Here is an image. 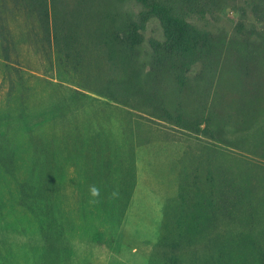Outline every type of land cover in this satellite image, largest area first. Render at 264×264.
Listing matches in <instances>:
<instances>
[{
    "label": "rangeland",
    "instance_id": "obj_1",
    "mask_svg": "<svg viewBox=\"0 0 264 264\" xmlns=\"http://www.w3.org/2000/svg\"><path fill=\"white\" fill-rule=\"evenodd\" d=\"M206 1L189 21L224 43L210 66L153 69V19L116 100L0 10V264H264V58L241 66L234 43L264 29V0ZM241 185L239 208L216 211Z\"/></svg>",
    "mask_w": 264,
    "mask_h": 264
},
{
    "label": "trees",
    "instance_id": "obj_2",
    "mask_svg": "<svg viewBox=\"0 0 264 264\" xmlns=\"http://www.w3.org/2000/svg\"><path fill=\"white\" fill-rule=\"evenodd\" d=\"M199 3L212 8L206 0H0V10L3 22L19 19L22 42L35 47L60 70L85 71L87 77L102 72L103 76L95 77L101 82L99 93L116 100L114 93L127 95L128 88L137 83L138 72L146 67L141 48L153 19L160 22L164 37L149 40L153 53L146 55L153 69L182 71V78L201 60L210 66L205 58L220 53L224 43L189 21ZM2 28L3 33L10 32L11 22ZM256 33L234 41L242 56L240 65L249 69L264 58V29ZM10 45L4 46L6 51ZM258 72V83H264V70ZM247 193L252 190L248 192L243 185L228 189L225 194L229 196L215 210L231 214L229 210L239 208Z\"/></svg>",
    "mask_w": 264,
    "mask_h": 264
},
{
    "label": "clouds",
    "instance_id": "obj_3",
    "mask_svg": "<svg viewBox=\"0 0 264 264\" xmlns=\"http://www.w3.org/2000/svg\"><path fill=\"white\" fill-rule=\"evenodd\" d=\"M90 194L93 196V197H98L99 196V189L95 186V185H92L90 186ZM113 196H116L117 193L116 192H113L112 193ZM92 203H95L96 201L93 200V201H90Z\"/></svg>",
    "mask_w": 264,
    "mask_h": 264
},
{
    "label": "crops",
    "instance_id": "obj_4",
    "mask_svg": "<svg viewBox=\"0 0 264 264\" xmlns=\"http://www.w3.org/2000/svg\"><path fill=\"white\" fill-rule=\"evenodd\" d=\"M144 163V162H143ZM142 163V164H143ZM162 164V163H161ZM177 164V163H176ZM137 168H140V167H138L137 166ZM143 168H145V167H143ZM174 168H176V167H174ZM167 196H168V194H167ZM166 204H167V201H164L163 202V204H162V207L160 208V213H163V217H164V211H165V206H166ZM159 208H158V210L156 211L157 213H159ZM164 218H162V220H163ZM160 231H161V226H160V229H159V233H158V235L160 234ZM122 249V248H121ZM135 249V248H134ZM136 250V249H135Z\"/></svg>",
    "mask_w": 264,
    "mask_h": 264
}]
</instances>
